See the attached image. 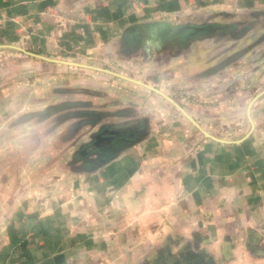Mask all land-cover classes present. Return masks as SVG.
I'll list each match as a JSON object with an SVG mask.
<instances>
[{"label": "crops", "instance_id": "crops-1", "mask_svg": "<svg viewBox=\"0 0 264 264\" xmlns=\"http://www.w3.org/2000/svg\"><path fill=\"white\" fill-rule=\"evenodd\" d=\"M181 25L206 30L168 36ZM78 54L130 66L226 141L160 92L84 63L114 76L78 102L99 114L71 126L83 82L63 61ZM262 91L264 0H0V159L18 175L0 183L16 201L0 264H264V92L248 112ZM134 104L142 130L120 145L106 133L104 161L52 165L72 155L73 132L87 142L131 124Z\"/></svg>", "mask_w": 264, "mask_h": 264}, {"label": "rangeland", "instance_id": "rangeland-1", "mask_svg": "<svg viewBox=\"0 0 264 264\" xmlns=\"http://www.w3.org/2000/svg\"><path fill=\"white\" fill-rule=\"evenodd\" d=\"M8 47L12 48L10 46H8ZM11 52H13V51H11ZM58 59H60V58H58ZM64 59L68 60V61H73V63H70L67 66L68 70L69 69L75 70V71H72L70 74H68L69 75L68 78H70V80H71V82H70L71 85H75V82L79 81L80 79L83 82V83H78L79 84L78 87L75 88V91H78L77 88L80 87L81 88L80 92H77V93L71 92V94H70V96H71L70 101L72 103V104H70V107H71L70 108V110H71V126L76 125L77 122H81L82 120L84 122L85 121L91 122L93 120V118L95 117V115L99 114V113H96L93 109H88L85 111L86 113L83 111V113H85L83 115V117L78 118L80 115L83 114V113H81L82 111L80 110V106L78 105L79 104L78 102L81 103L83 101H86V103H87L89 101L98 100L99 99L98 95L100 93V91L98 89L99 88L98 85L101 84L100 86L109 87L110 79H112V77L114 76V75L108 74V72L106 73V72L95 70L92 68L89 69L86 67L84 68L82 66H77L78 64H76V63H84V64H90V65H94V66H100V67L108 68V69L114 70L116 72L123 73V74H126L128 76H132L133 78H136V79H139V80L146 82L140 76H135L134 74H131L132 68L130 66L124 68L121 65H119V66L118 65H112V64L106 65L103 63V61H99L100 63H98V61L93 59V57L87 59L85 57L79 56V54L72 56V57H69V58H68V56H66V58H64ZM55 62H58L57 64H66V63H63L60 61H55ZM76 67H78V68H76ZM64 68H66V66H64ZM115 77H114L115 81L118 80ZM121 82L131 84L129 82L122 81V80H121ZM160 90H163V89L160 88ZM146 92H148V90ZM152 92H153L152 94H154L156 97L160 96L162 98V95L158 94V92H155L154 90H152ZM156 94H158V96ZM164 100H167L168 102H170L168 99H164ZM88 104H90V103H88ZM134 105H135V106H133L134 108H132V106H131V107H129V110H128L131 113L130 116L132 118V119L129 118L130 120H132V123L129 124L128 126H126V125L113 126V127H111L109 132L103 133L104 135L99 136L98 138L94 137V135H95V133H94L92 136L90 135L91 137H90L89 141H87V142L82 141V140H84L83 137H85V135L83 137L82 136L74 137V135L76 134L77 131L73 132L72 133L73 136H71L72 138L70 140L72 155L70 157L67 156L65 158L67 160V162H64L62 156H58V157L56 156L54 159H52L54 161L52 165H54V167L57 166V168H58V166L60 168H62V166H63L67 169L69 168L70 170L78 171L80 169H84V168H88V167L93 168L94 165H98L100 162L104 161L106 158H108V156H109L108 154L110 153V150L108 152H107V150L101 151L103 148L107 149V148H105V146H106L105 144L108 143L111 145L115 141L117 142L119 140L118 142L120 145L124 141V140L122 141V139L125 138L127 132H130L132 134H136L138 131L142 130L143 124H144L143 117L146 114V110H145V108H142L140 104H134ZM169 105L171 106V104H169ZM172 105L175 106L173 103H172ZM91 117H93V118H91ZM106 133L115 134L114 136H119V137H118V139H115V141H114V139H112V137L105 136ZM91 134H92V131H91ZM57 146L58 145L54 146L55 147L54 150L56 153L58 150ZM101 146H104V147L102 148ZM61 148H62V145H61L60 149ZM4 160H6V163H8L7 165H6V163H3V162H5ZM10 161L12 163L11 166L9 164ZM63 163H64V165H63ZM13 164H15L14 158L7 157V159H3V160L0 159V183H3V182L14 183V181L17 180L16 178L18 177V175L14 173L15 172V165H13ZM47 164L48 163H45V165H40L39 171L41 169L43 170L45 168H48ZM48 165H50V163ZM25 177L27 178V176H24V178ZM28 178H30L29 175H28ZM4 184H3V186H0V236H2L5 233V222L7 223V221H8L7 219L11 218L12 213H14V211L16 210V206H15L16 201L15 202H13L11 200L9 201L10 203L13 202L12 205H14V206L5 205L4 192H5L6 188H5ZM1 200H3V202H1ZM9 202H8V204H10ZM7 209H8L7 212L9 214L5 213V210H7Z\"/></svg>", "mask_w": 264, "mask_h": 264}, {"label": "water", "instance_id": "water-1", "mask_svg": "<svg viewBox=\"0 0 264 264\" xmlns=\"http://www.w3.org/2000/svg\"><path fill=\"white\" fill-rule=\"evenodd\" d=\"M169 32H168V36H181V35H184V34H189L190 36H194V35H197V34H200V32H203L206 30V28L204 26H198V25H187V26H176V27H171L170 29H168ZM5 46H11L13 47L14 45H5ZM16 47V46H14ZM40 56V55H38ZM238 58V55L234 56V58L232 59H236ZM54 61H63V60H58V59H54ZM63 62H69V61H63ZM69 63H72V62H69ZM104 70H107V69H104ZM109 72H111L110 70H107ZM115 74H118L122 77H125V78H128L132 81H135V82H138L142 85H145L149 88H151L152 90H155L157 91L158 93L160 92V94H163L166 96V98H168L169 100H171L176 107H178L190 120L191 122L199 129L201 130L205 135H207L208 137H211L213 139H216V140H220V141H226L225 139H221V138H218L216 136H214L213 134H211L210 132H208L205 128L202 127V125L196 121L192 116H190V114H188L183 107H181L178 103H176L170 96L166 95L164 92H162L161 90L141 81V80H138V79H135V78H131V77H128L126 75H123V74H120V73H116L114 72ZM264 91L258 93L255 97L252 98V100L250 101L249 105H248V112H249V117L251 119V116H250V110H251V107L253 105V103L255 102V100L263 93Z\"/></svg>", "mask_w": 264, "mask_h": 264}]
</instances>
